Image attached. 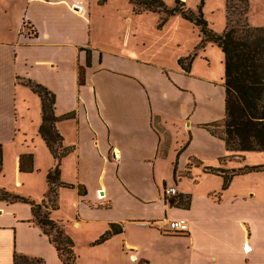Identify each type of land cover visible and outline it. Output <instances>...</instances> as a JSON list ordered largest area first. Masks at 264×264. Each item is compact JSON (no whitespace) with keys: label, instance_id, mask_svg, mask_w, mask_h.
Here are the masks:
<instances>
[{"label":"crops","instance_id":"1","mask_svg":"<svg viewBox=\"0 0 264 264\" xmlns=\"http://www.w3.org/2000/svg\"><path fill=\"white\" fill-rule=\"evenodd\" d=\"M100 1L0 0V189L44 204L72 239L77 264H264V171L232 176L225 189L209 171L264 166L247 159L251 152L227 151L211 133L218 126H204L225 117L223 54L219 69L194 47L189 73L177 61L190 53L167 65L165 46L150 43L140 25L144 15L158 23L161 14L135 13L130 4L127 28L105 38L97 9L108 1ZM175 16L182 18L166 23ZM27 81L53 93L55 116L74 113L56 123L72 148L59 181L73 186L56 189V210L46 178L55 160L38 133L41 101ZM27 154L33 171L21 172ZM170 187L176 194L165 196ZM186 197L189 205H179ZM177 219L188 232L166 234ZM112 224L122 232L93 245ZM15 254L63 264L31 206L0 201V264H13Z\"/></svg>","mask_w":264,"mask_h":264},{"label":"trees","instance_id":"2","mask_svg":"<svg viewBox=\"0 0 264 264\" xmlns=\"http://www.w3.org/2000/svg\"><path fill=\"white\" fill-rule=\"evenodd\" d=\"M227 1V0H226ZM244 4L243 13H247L248 0H238ZM101 0L99 3H104ZM135 13L152 12L161 14L157 28L160 29L167 19L174 15H180L184 20L198 28L200 41L198 47L203 49L207 43L217 46L223 54L224 78L223 87L225 91V117L218 123L204 125L207 130L211 127L223 126V134L211 133L222 139L229 152H264V26L253 27L243 20L240 28L225 26L221 34L215 33L203 17L202 8L204 0H200L196 10L185 7L184 2L174 1L173 7H167L162 0H128ZM226 4V9L229 11ZM196 54H190L186 58L179 59L178 65L189 73L190 65ZM186 62V63H185ZM86 65H90V56L87 52ZM84 83L83 68L79 70V84ZM30 90L36 94L41 101V124L38 133L52 154L55 165L47 174L48 192L47 198L51 210L57 209L58 187L73 188L59 181V165L63 157L68 155L72 148L64 147L62 137L56 129V123L61 119H70L74 113L64 117H57L54 113L55 97L41 85L27 81L25 83ZM32 155H21L19 158V170L21 172H32ZM2 170V146L0 145V173ZM211 174L220 175L223 178L225 189L232 176L244 172L264 171V166L246 167L238 171H227L210 169ZM79 193H82V191ZM0 201L22 202L31 206L33 223L39 226L47 235L49 241L54 245L63 264H77L74 254V243L66 234L63 227L50 218L49 211L44 204L23 197L10 195L0 189ZM179 205L187 207L189 197L180 200ZM121 227L110 225V230L101 235L93 245H99L111 236L121 233ZM13 264H44L41 259L29 258L15 254ZM144 264V263H138Z\"/></svg>","mask_w":264,"mask_h":264},{"label":"rangeland","instance_id":"3","mask_svg":"<svg viewBox=\"0 0 264 264\" xmlns=\"http://www.w3.org/2000/svg\"><path fill=\"white\" fill-rule=\"evenodd\" d=\"M15 3L23 2V0H14ZM108 1V2H107ZM167 7H173L175 0H162ZM184 2L185 7L191 10H196L197 5L200 0H179ZM106 8L102 10L97 9L98 22H104L105 26H102V31L105 38L110 37L116 31L119 34L127 28V22L124 19V15L130 16V4L126 0H106ZM226 4H228L229 11L226 9ZM132 6V5H131ZM244 4L238 0H204V5L202 8L203 17L209 24V27L217 34H221L224 31L225 26L240 28L243 24V20H246L250 26L259 25L264 26V0H251L247 6V13H243ZM131 17V16H130ZM132 23L133 27L136 26L137 18ZM142 19V20H141ZM163 29H158L157 20L154 23V17L152 15H144L140 18L141 29L149 42L161 41V46H165V51H163L165 63L171 64L174 62V56L176 55H188L192 53L193 49L189 47H194L198 56L203 58L204 61L210 60V63L219 69V65L222 62V53L220 49L215 45H205L203 49L198 47L199 38L198 30L194 28L190 23L185 22L182 18L172 17L170 18ZM130 26V24H128ZM26 24L22 23V29ZM103 39V37H101ZM108 40V39H107ZM107 42V41H106ZM208 44V43H207ZM179 45L180 49L176 48ZM187 45V46H185ZM187 50L189 52H187ZM205 52V54H204ZM204 55H203V54ZM189 54V55H190ZM202 60V62H203ZM186 63V62H185ZM217 134L222 135L224 128L223 126H218V128H213ZM247 159L250 161L255 160L261 164H264V153H248L246 155Z\"/></svg>","mask_w":264,"mask_h":264},{"label":"built area","instance_id":"4","mask_svg":"<svg viewBox=\"0 0 264 264\" xmlns=\"http://www.w3.org/2000/svg\"><path fill=\"white\" fill-rule=\"evenodd\" d=\"M175 194H176V189L174 187L164 189L165 196L171 197L174 196ZM187 232H188V223L184 219L169 220L166 223L165 233L168 235H184Z\"/></svg>","mask_w":264,"mask_h":264}]
</instances>
